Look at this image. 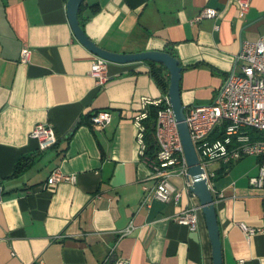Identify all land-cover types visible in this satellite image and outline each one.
<instances>
[{
    "label": "crops",
    "instance_id": "obj_1",
    "mask_svg": "<svg viewBox=\"0 0 264 264\" xmlns=\"http://www.w3.org/2000/svg\"><path fill=\"white\" fill-rule=\"evenodd\" d=\"M84 0L85 33L111 51L171 48L182 65L184 105L209 103L242 61L241 38L264 34V0ZM67 0H0V264H213L202 209L190 228L177 221L199 205L184 186L171 182L177 201H161L150 188L152 168L142 160L135 117L144 97L167 93L145 61L113 62L107 80L90 73L94 53L74 35ZM217 18L191 19L204 7ZM217 25V28H215ZM30 49L20 61L22 47ZM194 66H189V65ZM108 109L111 119L95 129L87 115ZM52 124L56 143L40 149L30 131ZM23 156L31 163L12 176ZM261 158L247 155L217 165L212 193L223 264H264V188L255 187ZM54 169L75 179L50 182ZM217 170V171H218ZM146 187V188H145ZM260 228L247 236L240 226Z\"/></svg>",
    "mask_w": 264,
    "mask_h": 264
},
{
    "label": "built area",
    "instance_id": "obj_2",
    "mask_svg": "<svg viewBox=\"0 0 264 264\" xmlns=\"http://www.w3.org/2000/svg\"><path fill=\"white\" fill-rule=\"evenodd\" d=\"M236 2L239 14L248 10L249 0ZM219 13V9L207 6L200 9L191 22L203 18L215 19ZM29 57L30 49L22 47L20 61L27 62ZM236 58L242 61L240 71L228 74L211 102L190 103L184 107L191 138L203 169L202 176L206 178L211 190L217 176L216 164L229 165L247 155L260 156L258 173L250 177V183L264 188V34L253 41L241 38ZM108 62L105 58L94 55L90 73L98 84H103L108 78ZM152 104H163L157 113L154 136L158 149L154 159L145 155L143 139V119L147 116L148 106ZM110 119L111 112L108 109L98 110L90 116L95 129H103ZM135 123L139 130L142 160L152 168L151 177L155 179V185L149 189L145 199L152 192L161 201H177L180 191L171 182V177H186L184 186L188 189L192 186V178L188 175V165L168 95L144 97ZM215 134L218 135L214 137ZM29 135L37 139L40 149L51 147L57 141L55 130L49 122L36 123ZM74 179V174H66L59 169H54L49 177L50 182ZM199 208V205L187 207L175 219L193 229L197 224ZM240 226L247 236L260 229L243 223ZM113 264H130V261L120 257Z\"/></svg>",
    "mask_w": 264,
    "mask_h": 264
},
{
    "label": "water",
    "instance_id": "obj_3",
    "mask_svg": "<svg viewBox=\"0 0 264 264\" xmlns=\"http://www.w3.org/2000/svg\"><path fill=\"white\" fill-rule=\"evenodd\" d=\"M84 0H67V14L76 38L91 52L113 62H134L152 60L163 64L169 71L167 95L177 121V128L183 145L184 155L188 165V175L192 178L191 191L196 194L199 206L205 216L208 234L212 246L213 264H223L222 243L215 208V199L206 178L202 176L203 169L193 144L184 112V103L180 92L182 65L177 56L167 50L148 49L135 52H116L98 45L85 33L79 21V9ZM1 198V194H0Z\"/></svg>",
    "mask_w": 264,
    "mask_h": 264
},
{
    "label": "trees",
    "instance_id": "obj_4",
    "mask_svg": "<svg viewBox=\"0 0 264 264\" xmlns=\"http://www.w3.org/2000/svg\"><path fill=\"white\" fill-rule=\"evenodd\" d=\"M82 4L83 2L80 5L79 14L82 8ZM166 50L172 53L173 55H175L171 48L167 47ZM146 61L149 63L150 74L156 81L157 85L163 90L164 93H167L168 85H169V71L161 63H158L152 60H146ZM189 66H194V65L192 64ZM162 107H163V104L149 105L147 116L143 119V125H144L143 139L145 142V155L151 159H154L156 157V153L158 149L154 133H155V128H156L157 113H158V110ZM91 114L87 115L88 120H90ZM218 134H215L214 137H216ZM32 159H33L32 156L21 157L17 161V163L14 165V169L11 175L16 176L17 174L21 173L31 163ZM223 170H224V167H221L217 171V174L223 172Z\"/></svg>",
    "mask_w": 264,
    "mask_h": 264
}]
</instances>
